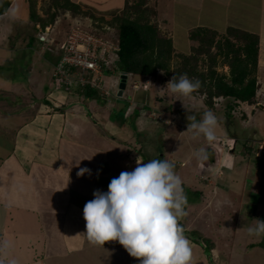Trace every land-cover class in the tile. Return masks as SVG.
<instances>
[{
  "label": "crops",
  "instance_id": "0c3cea01",
  "mask_svg": "<svg viewBox=\"0 0 264 264\" xmlns=\"http://www.w3.org/2000/svg\"><path fill=\"white\" fill-rule=\"evenodd\" d=\"M19 1L13 0L9 12L4 14L8 20L0 24V86L11 87L17 93L12 97L0 96V244L4 241L11 244L7 255L0 252V260L5 264L8 260H15L16 264H140L139 259L130 256L117 241L105 242L104 246L89 243L83 233L86 225L83 208L94 198V191H107L110 180L118 177L123 169L133 170L137 159L146 163L157 158V155L144 157L140 151L138 138L142 137L141 134L146 135L145 131L148 132L151 126L156 129V126L163 125L159 138L165 142L166 139L172 142L175 139L173 146L178 145L177 136L186 133L183 132L186 127L179 124L178 117L180 120L181 117L176 114V104L170 100L174 95L166 88L167 96L162 101L155 97L158 89L163 87L160 73L157 76L128 73L124 95L118 97L124 103L118 99L111 112L108 110L111 104L101 96L90 99L54 88L52 80L46 83L43 78L46 80L50 73L52 77L59 52L55 55L51 54L53 50L44 53L40 47L42 43L45 45L39 39L41 34L38 35L40 44L32 46L27 42L28 35L16 32L17 23L33 18L29 15L20 18L22 6ZM22 1L25 7H29L28 0ZM18 5L20 10H14ZM158 7V10L155 8V21L160 28L161 22L170 26L176 35L168 31L179 52L191 51L188 32L196 27H208L219 33L234 27L257 34L260 49L256 97H264V0H160ZM179 22L186 26L183 28L186 38L183 50L180 49L183 46L181 42L176 44L182 33ZM5 68L10 70L9 73ZM130 76L138 80V85L132 82L127 93ZM147 83L148 88L145 86ZM153 93L150 99L149 94ZM139 94L149 95L142 103L144 112L138 106ZM135 108L139 111L137 115ZM133 114L134 122L128 125L125 119ZM152 117H159L160 121ZM187 133V136L192 135L189 131ZM156 137L142 138L147 143ZM226 137L223 140L228 139ZM229 137L234 138L233 135ZM208 147L209 153L215 151ZM126 154V163L117 159L121 156L125 159ZM92 155L90 160L84 159ZM80 159L76 165L75 160L78 163ZM164 159L174 163L175 168L182 167V163L171 155L165 154ZM230 161V157L225 158L224 166L237 175L234 178L219 174L217 180L206 182L204 175L208 172L199 178L209 187L221 185L226 191L238 188V168ZM85 167L90 172L78 176L80 168ZM245 182L249 184L250 181L245 180L239 187L240 210H225L235 214L236 223L223 219L217 225L227 238L225 247L211 241V256L206 255L202 242L193 239L198 238L195 231L206 238V230L196 229L192 224L200 210H194L189 203L185 205V210L191 211L178 223L190 242V264H264V245L261 244L264 236H250L247 231L264 216V203L259 200L264 183L256 189L255 184L261 183L256 179L254 183L250 182V189H244L247 186ZM183 185L193 192H200L197 198L201 204L195 207L203 206L208 198L202 190L194 189L186 180H182ZM206 214L208 216L210 212ZM214 217L215 214L210 220L213 221ZM87 254L91 255L87 258ZM91 256L97 261H93Z\"/></svg>",
  "mask_w": 264,
  "mask_h": 264
},
{
  "label": "rangeland",
  "instance_id": "374dc122",
  "mask_svg": "<svg viewBox=\"0 0 264 264\" xmlns=\"http://www.w3.org/2000/svg\"><path fill=\"white\" fill-rule=\"evenodd\" d=\"M29 1V0H28ZM71 2H75L79 4V10L69 9L65 3H60L56 0H33L35 3L34 10L37 12L39 17L30 18L32 16V7L29 4V7H25L22 0L18 2L21 4V14L20 18H23L25 15H29L28 22L24 21L22 23H17L16 32H20L21 34H26L28 37L27 42L28 44H32V46L40 44L38 42V35L43 34L47 36V40L45 45L42 43L40 45L41 49L44 53H57L56 44H61L66 38L75 30V29H84L89 33L97 34L99 36L110 38L114 42H118L119 38V31H120V22L122 18L129 17L135 18L138 14H143L146 18H148L152 22H156V10H158V5L160 0H70ZM165 5H163L164 7ZM156 8V10H155ZM10 9V8H9ZM9 9L7 12H9ZM19 5L16 6L14 10H18ZM20 10V9H19ZM7 12L0 14V24L2 22L8 20V16H4ZM175 18V17H174ZM55 20V21H54ZM32 22V23H31ZM175 22V20H172ZM158 23V22H157ZM162 33L165 34L167 37L171 34L169 31L172 32L170 26L162 22L160 23ZM181 30V39L178 38L176 40V44L180 45V42L183 46L180 49H185V33L183 28L186 26L181 22L178 23ZM35 28V29H34ZM199 27L189 30L188 39L191 43V51L189 52H181L182 54H186L189 56V60L182 58L180 56L174 55L173 58L170 60V70L166 73L163 70H159L156 75L157 76L162 74V88L158 89L157 95L155 96L158 101H162L163 98L167 96L166 92V84L170 81L173 76L177 79L181 76H187L189 79L197 81L200 79L201 75L208 73V70L211 68H215L217 74L219 75H226L227 81H230V61L233 54H230L228 57L226 55L220 53V49L217 48L216 41L223 42L225 36H228V29L224 33H218L215 35L216 41L213 43H206L201 44L198 40H192L190 38V34L196 31ZM34 29V30H33ZM211 29V28H210ZM37 30V32H36ZM169 30V31H168ZM214 30V29H212ZM31 33L33 35H31ZM173 33V32H172ZM170 34V35H169ZM175 34V33H173ZM172 34V35H173ZM176 35V34H175ZM20 36V35H19ZM174 36V35H173ZM21 37V36H20ZM240 36H232L234 42L237 45H242L245 43L244 39L238 38ZM205 40L211 38L210 35L203 36ZM172 39V38H171ZM18 40V39H17ZM22 41V40H21ZM173 41V39H172ZM54 43V44H51ZM174 45V42H173ZM175 47V45H174ZM184 47V48H183ZM30 50V49H29ZM178 50V49H177ZM226 51V50H225ZM179 52V51H178ZM58 58L55 56V59ZM58 61V60H57ZM14 64V63H13ZM259 64V59H258ZM15 65V64H14ZM188 69V72L195 69L197 71L196 75H189L185 71ZM7 73H9V69L5 68ZM4 70V71H5ZM186 74H184V73ZM113 76H108L109 78L106 80L107 87L112 89V94L106 97L101 96L102 99L108 101L107 104H111L108 107V110L111 112L112 109L116 106L115 102L119 99L120 103H124L122 98H118L117 92L119 90V82L120 77L118 74H112ZM256 79L257 85L259 81L258 75V67L256 71ZM46 76V75H45ZM47 79L43 78V81L50 83L52 80L55 82L53 76L51 77V73L47 74ZM134 76H130L128 82V89L127 93L129 92V88L133 82V85H138V80H134ZM134 80V81H133ZM155 81V80H153ZM206 82H209L208 79ZM156 83V82H155ZM148 88V83L145 85ZM4 87V88H3ZM0 86V96L7 97L12 95H17L12 91L11 87L8 86ZM134 87V86H133ZM7 88V89H5ZM45 88V87H44ZM41 88L39 90H43ZM258 89V87H257ZM198 90V89H196ZM77 90L68 91L69 93H75ZM208 92V91H206ZM257 94V92H256ZM151 95L150 99L154 96ZM145 94H139L138 98V106L143 108L142 103L146 100ZM175 96V97H174ZM171 96L170 100L174 101L176 104L175 111L176 114L181 117V120L188 122L187 116L188 115H195L197 118H202L203 114L207 111H211L217 117V126H216V139L214 141L209 142L203 135L201 136H194L189 135L187 136V124L185 122H181L180 118L178 117L179 124H183L184 128L183 134L177 136L178 145L173 146L174 141L172 142L171 139L161 140L159 135L161 136L162 131L164 129L163 125L160 126H151L148 129V132L145 131L146 135L141 134V136H145L148 138L156 137L153 141L144 142L142 137H139L138 140L141 145V153L144 157H153L157 155L156 159H164V155H171L174 159L178 160L182 163V167L175 168L174 171L177 175L181 177L184 181L186 180L187 184H191L190 186L195 189L199 188L202 190L205 196H207V200L203 203V206L195 207V205L201 204V200L197 198L198 193L191 191L188 187L184 186L185 191L184 195L186 196L187 202L192 205L194 210H200L198 216L195 217L193 221L194 228L204 229L206 230V238L209 241L216 242L218 245L225 247V241L227 238L225 237V233L218 230V223L225 219L226 222H233L236 223L235 214L231 212H226L225 210H240L238 208V203L240 201L239 193L241 192L239 187H241V183L245 180L251 183H254L256 179H260V184L257 182L256 189L259 186L263 185L264 183V175L263 170L259 167L258 159L263 160L264 163V97L257 98L255 96L254 102H243L237 101L233 97H215L213 99L214 104L210 107L207 105V97L206 93H195L194 95H190L187 97H181L174 95ZM108 99H111L108 100ZM154 99V98H153ZM180 99V100H177ZM149 103V102H148ZM125 105V104H124ZM172 106V105H171ZM231 107V108H230ZM168 108V107H167ZM138 108H135L134 113L137 115L139 111ZM188 109V110H187ZM117 110V109H116ZM126 113V111H123ZM144 112V108L141 110ZM135 114L131 118H126V122L128 125H131L134 122ZM156 121H160L159 117H152ZM133 120V121H132ZM140 124H143L140 122ZM162 126V127H161ZM180 126V125H179ZM182 127V129H183ZM136 126L133 124V130L135 131ZM222 129V131H221ZM178 130H181L178 127ZM181 132V131H180ZM138 135V134H137ZM136 135V137H137ZM230 135L236 139L238 138V142L232 143ZM164 136V134H163ZM224 136H228L226 140H223ZM193 137V139H191ZM220 137V138H219ZM169 138V137H167ZM191 140V141H190ZM229 140V142H227ZM221 142V143H220ZM209 146L215 150L211 153L208 152ZM173 146V148H172ZM205 148L208 153V158L203 161H198L195 158L194 153L200 149ZM235 147V149H233ZM219 148V149H218ZM140 149V148H139ZM216 152V155H215ZM230 153V154H229ZM232 153V154H231ZM122 157V156H121ZM122 162L126 163L128 160V155L126 154L125 159H121ZM231 158L232 161L236 164L238 168L237 174L239 175L238 184H236V189H230L228 191L224 190L221 185L209 187L208 183L211 179L217 180L219 174H223L226 177L234 178L237 176L235 173L230 171L226 166H224L225 158ZM213 159V161H212ZM110 160H114L113 157H110ZM132 161V159H130ZM221 160V161H219ZM221 162V164H219ZM218 165V166H217ZM243 166V168H242ZM218 169V170H217ZM229 170V171H228ZM123 171H126L123 169ZM208 172V173H207ZM204 173V179L206 182L201 181V177ZM247 175L248 177H245ZM222 180H225L223 178ZM249 182V184H251ZM246 183V182H245ZM247 184V183H246ZM247 184L246 188L250 189V185ZM243 185V184H242ZM189 186V185H188ZM264 190V187L262 188ZM211 199V202L209 200ZM187 204V203H186ZM186 213L189 210H185ZM193 211V210H192ZM254 211V210H250ZM208 216H206L208 213ZM215 214L213 221L210 219ZM193 217V216H191ZM185 217L180 218L179 220H183ZM180 224V222H179ZM184 224V223H183ZM189 224V222H187ZM186 226V224H184ZM227 233V232H226ZM202 235V233H201ZM198 237V236H197ZM264 240V238H263ZM94 252V251H93ZM88 255V254H87ZM91 255V254H90ZM88 255L87 258L90 256ZM95 254H93V257ZM243 256V255H236ZM92 256L91 258L93 261H97ZM7 258V257H6Z\"/></svg>",
  "mask_w": 264,
  "mask_h": 264
},
{
  "label": "clouds",
  "instance_id": "9594fccd",
  "mask_svg": "<svg viewBox=\"0 0 264 264\" xmlns=\"http://www.w3.org/2000/svg\"><path fill=\"white\" fill-rule=\"evenodd\" d=\"M119 71L120 77L122 70ZM199 86V81L185 75L178 79L174 76L165 87L172 95L187 97ZM54 88L60 87L54 82ZM79 90L80 93L84 91ZM95 90L104 96L100 90ZM109 90L112 93V89ZM75 93L80 94L78 89ZM187 120L186 131L197 137L203 135L209 142L216 139L218 121L213 112H205L200 119L188 115ZM231 142L236 145L237 140L232 138ZM194 155L198 161L208 158L203 147ZM81 160L78 163L75 160L76 165ZM174 169V163L166 159H151L146 163L137 159L133 170L123 171L110 180L107 191H94V198L83 208L86 221L83 233L88 242L104 246L105 242L117 241L130 256L138 258L140 264H190V242L178 223L187 214V200L182 179ZM86 172L90 170L80 168L77 175L82 176ZM247 231L250 236H264V220L257 219V223L249 226ZM10 247V242L4 241L0 244V252L7 255ZM0 264H5V261L0 260ZM7 264L16 262L8 260Z\"/></svg>",
  "mask_w": 264,
  "mask_h": 264
},
{
  "label": "trees",
  "instance_id": "16d2710c",
  "mask_svg": "<svg viewBox=\"0 0 264 264\" xmlns=\"http://www.w3.org/2000/svg\"><path fill=\"white\" fill-rule=\"evenodd\" d=\"M60 3H65L69 9L79 10V4L71 2L70 0H56ZM13 0H0V14L8 11ZM32 7V17H39L34 10L35 3L29 0ZM55 21V20H54ZM218 31L212 30L208 27H199L196 31L190 34L192 40H198L200 45L206 43H213L215 35ZM219 33V32H218ZM211 38L205 40L203 36L210 35ZM233 37L244 39L245 43L237 45L232 39ZM217 48L220 53L228 57L230 54V81H227L226 75H219L215 68L208 70L207 75L202 74L198 90L195 93H206L207 105L210 107L214 104L215 97H233L237 101L254 102L257 92L256 71L258 67V55L260 49V38L257 34L247 31L239 30L234 27L228 28V36H225L223 42L216 41ZM118 44L120 50L118 52L117 67L127 73H134L145 76H154L159 70L166 73L170 70V60L174 55L180 56L189 60V56L178 52L173 45L170 37L162 33L158 23H154L146 18L143 14H138L135 18L125 17L121 19ZM226 50V51H225ZM189 75H196L197 71L192 69L188 72ZM184 73V72H183ZM184 73V74H186ZM174 77V76H173ZM208 79L209 82H206ZM80 93V90H78ZM208 91V92H206ZM81 95L87 98L99 99L100 94L93 88H85ZM231 108V107H230ZM259 167L263 170V160L258 159ZM185 188L183 187V192ZM200 195V192H197ZM259 200L264 203V190L260 191ZM188 203V202H187ZM264 220V216L261 217ZM188 234L187 232H185ZM192 233V232H191ZM198 238L195 241H200L204 245L207 256L212 255L213 243L209 239L194 232ZM199 239V240H198ZM264 245V240L261 242Z\"/></svg>",
  "mask_w": 264,
  "mask_h": 264
},
{
  "label": "built area",
  "instance_id": "2783aa9c",
  "mask_svg": "<svg viewBox=\"0 0 264 264\" xmlns=\"http://www.w3.org/2000/svg\"><path fill=\"white\" fill-rule=\"evenodd\" d=\"M39 39L46 42L47 37L41 34ZM56 50L59 58L53 71L55 85L67 92L89 87L100 90L104 96L112 94L106 80L112 74L120 75L116 64L118 42L79 28L56 44Z\"/></svg>",
  "mask_w": 264,
  "mask_h": 264
},
{
  "label": "water",
  "instance_id": "95a60500",
  "mask_svg": "<svg viewBox=\"0 0 264 264\" xmlns=\"http://www.w3.org/2000/svg\"><path fill=\"white\" fill-rule=\"evenodd\" d=\"M127 80H128V73L122 71L121 76H120L119 90L117 92L118 97H123L126 86H127Z\"/></svg>",
  "mask_w": 264,
  "mask_h": 264
}]
</instances>
